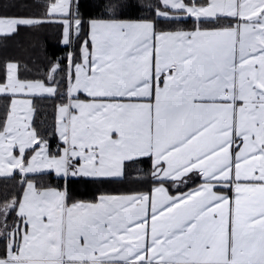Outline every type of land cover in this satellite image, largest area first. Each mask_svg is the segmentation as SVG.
Returning a JSON list of instances; mask_svg holds the SVG:
<instances>
[{
	"label": "snow or ice",
	"instance_id": "snow-or-ice-1",
	"mask_svg": "<svg viewBox=\"0 0 264 264\" xmlns=\"http://www.w3.org/2000/svg\"><path fill=\"white\" fill-rule=\"evenodd\" d=\"M41 7L0 13L64 46L42 79L0 74V264H264V0ZM125 183L149 187L103 190Z\"/></svg>",
	"mask_w": 264,
	"mask_h": 264
},
{
	"label": "trees",
	"instance_id": "trees-1",
	"mask_svg": "<svg viewBox=\"0 0 264 264\" xmlns=\"http://www.w3.org/2000/svg\"><path fill=\"white\" fill-rule=\"evenodd\" d=\"M80 10L85 18L101 17L105 11V5L110 0H79ZM149 0H119L124 5L123 14L125 18H137L143 14L142 5ZM43 0H0V13L5 10L8 14H39L43 11L41 7ZM5 6H8L5 8ZM64 55V46L59 40V32L54 27L42 28L38 31H20L19 35L13 37L0 36V74L8 62L18 64V74L21 77L29 79H42L48 70L49 65L58 57ZM37 111L34 116L35 125L42 131L50 128L54 117V104L51 101L36 102ZM53 148L55 140L52 141ZM140 168L147 171L150 163L139 165ZM138 173L131 171L132 177ZM52 183H56L53 178ZM148 183L133 184L125 183L123 185H106L103 190L109 192L123 191L131 188L147 189ZM73 193L76 199L91 201L97 195V186L90 184L72 185ZM12 184L0 177V197L5 191L10 192Z\"/></svg>",
	"mask_w": 264,
	"mask_h": 264
},
{
	"label": "crops",
	"instance_id": "crops-1",
	"mask_svg": "<svg viewBox=\"0 0 264 264\" xmlns=\"http://www.w3.org/2000/svg\"><path fill=\"white\" fill-rule=\"evenodd\" d=\"M2 178V177H1Z\"/></svg>",
	"mask_w": 264,
	"mask_h": 264
}]
</instances>
